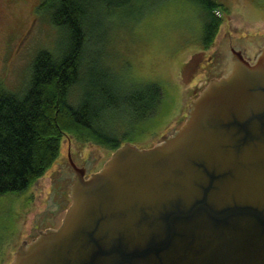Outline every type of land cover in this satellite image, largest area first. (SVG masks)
Wrapping results in <instances>:
<instances>
[{
	"label": "water",
	"instance_id": "1",
	"mask_svg": "<svg viewBox=\"0 0 264 264\" xmlns=\"http://www.w3.org/2000/svg\"><path fill=\"white\" fill-rule=\"evenodd\" d=\"M229 45L177 127L74 167L58 225L8 264H264V32L223 33L216 63Z\"/></svg>",
	"mask_w": 264,
	"mask_h": 264
},
{
	"label": "rangeland",
	"instance_id": "2",
	"mask_svg": "<svg viewBox=\"0 0 264 264\" xmlns=\"http://www.w3.org/2000/svg\"><path fill=\"white\" fill-rule=\"evenodd\" d=\"M39 1L0 0V80L5 89L17 94L24 91L33 52L63 42L62 32H53L44 14L37 11ZM216 1L225 8L215 11L222 22L208 48L199 41L203 21L195 0H140L122 12L113 11L89 36L82 74L72 93L83 92L90 78L109 84L116 74L133 83H157L162 97L152 116L134 123L126 111L106 118L123 141L150 146L186 115L188 103L197 94L192 90L207 81V71L201 70L206 63L201 59L213 51L219 37L229 31L264 32V0ZM197 63L198 71L193 72ZM90 65L106 77L91 76ZM111 151L90 140L63 135L59 155L40 177L24 190L0 195V264L10 262L31 227L56 213L53 207L61 199H57V188L61 185L62 194L67 195L74 167L87 174L90 162L88 169L96 171Z\"/></svg>",
	"mask_w": 264,
	"mask_h": 264
},
{
	"label": "trees",
	"instance_id": "3",
	"mask_svg": "<svg viewBox=\"0 0 264 264\" xmlns=\"http://www.w3.org/2000/svg\"><path fill=\"white\" fill-rule=\"evenodd\" d=\"M138 1H39L37 11L53 32H62L63 42L33 52L21 94L5 89L0 80V195L24 190L40 177L59 155L63 135L113 150L124 137L108 125V116L126 111L134 123L156 113L162 90L152 81L133 83L116 74L109 84L90 78L83 92L71 91L82 74L94 27ZM195 1L203 21L199 41L208 48L222 22L215 11L225 7L216 0ZM88 73L106 77L96 65Z\"/></svg>",
	"mask_w": 264,
	"mask_h": 264
},
{
	"label": "flooded vegetation",
	"instance_id": "4",
	"mask_svg": "<svg viewBox=\"0 0 264 264\" xmlns=\"http://www.w3.org/2000/svg\"><path fill=\"white\" fill-rule=\"evenodd\" d=\"M262 41V40H261ZM261 41H260V43H261ZM259 43V44H260ZM259 44L257 45V46H259ZM255 47H253V48H251V46L250 47H246V46H243L242 47V52H243V54H244V56H246V57H248L247 55H246V53H245V51L247 52L248 50L249 51H252V49H254ZM233 49H236L235 48V45H229L228 46V48L227 49H225L224 50V52L222 53V55H220L219 57H220V61H218V63H216L215 62V58L217 57V55L216 54H214V53H212V52H210V53H208L205 57H203L202 59H201V61H203V60H205V63H206V67H204V66H202L203 64H200V66H202L201 67V70H206L210 75H209V77H212V76H218V75H220L221 73H223V71H224V67H225V64H226V62H227V59L230 57V55L232 54V50ZM240 49V48H239ZM254 51V50H253ZM248 54H249V52H248ZM250 54H252L251 52H250ZM249 58V57H248ZM220 62V63H219ZM200 63V62H199ZM199 63H197V66H195V68H194V70H193V72H197L198 71V64ZM215 63V64H214ZM214 66V68L213 69H211V67H213ZM200 73H202V72H200ZM209 77L207 78V79H209ZM206 81V80H205ZM205 83V82H204ZM203 83V84H204ZM201 85H202V83L200 84V86H195V88L192 90V92L193 93H198L199 91H200V87H201ZM184 118H185V116L182 118V120H180L178 123H177V125H175L173 128H175V127H177L183 120H184ZM173 128H171V129H173ZM87 166V165H86ZM90 166V162L88 163V167ZM88 167H86L87 168V174L91 171V170H89L88 169ZM70 169H71V167H70ZM89 170V171H88ZM73 171H71V173H72ZM87 174H85V175H87ZM71 176L72 175H70V178H71ZM72 182V181H71ZM70 185V184H69ZM68 188V187H67ZM57 189H59L57 192H56V194H57V199L59 198V197H61V199L59 198L58 199V202H56L55 203V205H54V209H56L57 211H56V213H54V215H52V216H50V217H48L45 221H44V223H42V222H39V223H37L34 227H31V230H30V232H29V234L28 235H30L31 236V238L33 237V236H35L41 229H45V228H47V227H52V226H56V225H58V223L60 222V220H61V218H62V215H63V212H64V209H65V207H66V205H67V203L69 202V200H70V197H69V189H67V191H68V193H67V195L65 196V194H62V193H64V190L63 189H61V185H59L58 186V188Z\"/></svg>",
	"mask_w": 264,
	"mask_h": 264
}]
</instances>
